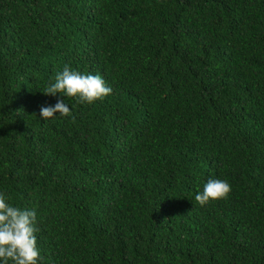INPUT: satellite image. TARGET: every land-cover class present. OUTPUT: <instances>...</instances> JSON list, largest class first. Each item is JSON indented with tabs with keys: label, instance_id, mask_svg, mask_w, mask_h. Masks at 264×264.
<instances>
[{
	"label": "trees",
	"instance_id": "obj_1",
	"mask_svg": "<svg viewBox=\"0 0 264 264\" xmlns=\"http://www.w3.org/2000/svg\"><path fill=\"white\" fill-rule=\"evenodd\" d=\"M0 193L38 264H264V0H0Z\"/></svg>",
	"mask_w": 264,
	"mask_h": 264
},
{
	"label": "clouds",
	"instance_id": "obj_2",
	"mask_svg": "<svg viewBox=\"0 0 264 264\" xmlns=\"http://www.w3.org/2000/svg\"><path fill=\"white\" fill-rule=\"evenodd\" d=\"M111 87L106 85L101 75L81 74L65 65L63 71L55 76V82L47 86L45 95L55 96L57 93L67 97L78 98L79 103L92 104L110 95ZM71 116V109L63 100L54 106H42L40 118L48 120L56 116ZM231 185L226 180L209 179L203 191L195 196L201 206L210 200L227 199ZM0 193V264H38L40 252L37 248L35 232L38 231L37 213L33 210L12 206Z\"/></svg>",
	"mask_w": 264,
	"mask_h": 264
}]
</instances>
